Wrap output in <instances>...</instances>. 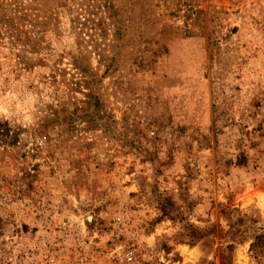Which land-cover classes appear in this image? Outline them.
Returning a JSON list of instances; mask_svg holds the SVG:
<instances>
[{
    "label": "rangeland",
    "instance_id": "374dc122",
    "mask_svg": "<svg viewBox=\"0 0 264 264\" xmlns=\"http://www.w3.org/2000/svg\"><path fill=\"white\" fill-rule=\"evenodd\" d=\"M0 264H264V0H0Z\"/></svg>",
    "mask_w": 264,
    "mask_h": 264
},
{
    "label": "built area",
    "instance_id": "2783aa9c",
    "mask_svg": "<svg viewBox=\"0 0 264 264\" xmlns=\"http://www.w3.org/2000/svg\"><path fill=\"white\" fill-rule=\"evenodd\" d=\"M134 253L133 252H126L123 253V259H121L123 262H127V263H131L134 260ZM117 257L114 256V259H116Z\"/></svg>",
    "mask_w": 264,
    "mask_h": 264
}]
</instances>
